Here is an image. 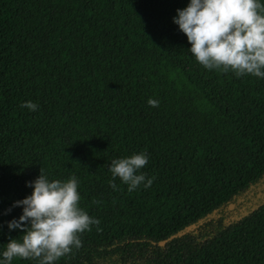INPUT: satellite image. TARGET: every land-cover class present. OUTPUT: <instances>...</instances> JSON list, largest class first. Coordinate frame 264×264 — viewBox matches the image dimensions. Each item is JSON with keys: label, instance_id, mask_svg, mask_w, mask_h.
Returning a JSON list of instances; mask_svg holds the SVG:
<instances>
[{"label": "trees", "instance_id": "obj_1", "mask_svg": "<svg viewBox=\"0 0 264 264\" xmlns=\"http://www.w3.org/2000/svg\"><path fill=\"white\" fill-rule=\"evenodd\" d=\"M187 3L0 0V250L42 169L100 221L55 264H264V78L198 63ZM138 152L152 184L114 190Z\"/></svg>", "mask_w": 264, "mask_h": 264}, {"label": "clouds", "instance_id": "obj_2", "mask_svg": "<svg viewBox=\"0 0 264 264\" xmlns=\"http://www.w3.org/2000/svg\"><path fill=\"white\" fill-rule=\"evenodd\" d=\"M172 20L186 35L187 51L204 68L264 78V0H188L186 6L176 9ZM147 103L155 107L159 101L149 98ZM21 107L34 111L38 105L29 100ZM148 159L145 152L112 159L109 185L115 190V178L119 177L130 192L141 184L149 187L153 178L140 171ZM25 183L31 193L4 210L7 214L12 207L22 206L18 218L4 223L9 231L23 232L4 244L0 264H12L14 258L55 264L80 248V233L100 221L80 207L79 180L74 174L64 180L50 179L40 169L34 180Z\"/></svg>", "mask_w": 264, "mask_h": 264}]
</instances>
